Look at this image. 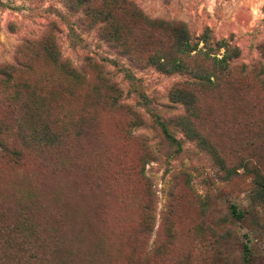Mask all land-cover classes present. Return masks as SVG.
Returning <instances> with one entry per match:
<instances>
[{"label":"rangeland","instance_id":"374dc122","mask_svg":"<svg viewBox=\"0 0 264 264\" xmlns=\"http://www.w3.org/2000/svg\"><path fill=\"white\" fill-rule=\"evenodd\" d=\"M1 143L48 264H264V0H0Z\"/></svg>","mask_w":264,"mask_h":264},{"label":"trees","instance_id":"16d2710c","mask_svg":"<svg viewBox=\"0 0 264 264\" xmlns=\"http://www.w3.org/2000/svg\"><path fill=\"white\" fill-rule=\"evenodd\" d=\"M182 28V27H181ZM181 33H185L184 29H181ZM175 50L168 55H154L150 57V63L158 71L166 74H176L184 73L187 71V58H193L202 54L204 51L199 49V43H193L190 39H185L180 43L175 45ZM195 54V55H193ZM218 62H223L225 58L219 60L215 58ZM212 76H208V80H211ZM204 81V78H201ZM5 154V156L3 155ZM3 155V156H2ZM9 158L15 160L19 154L15 150H11L4 143L0 144V157ZM22 222L15 221L9 223L8 225L0 226V250L2 252V259H0V264H48L46 261L47 248L49 239L45 236L41 239L36 240L33 245L26 243L24 240L29 235H33L32 219L33 211L31 205H26L23 208ZM233 215L241 219L242 215L238 212L237 207L232 208ZM143 227L147 229V223L145 222ZM19 236L15 239L14 235ZM247 249V248H246ZM248 252V250H246ZM52 264V263H50Z\"/></svg>","mask_w":264,"mask_h":264}]
</instances>
